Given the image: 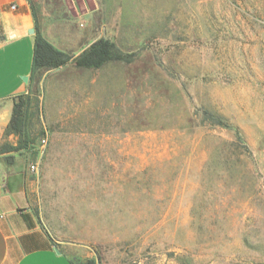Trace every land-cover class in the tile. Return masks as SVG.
<instances>
[{"label": "rangeland", "instance_id": "374dc122", "mask_svg": "<svg viewBox=\"0 0 264 264\" xmlns=\"http://www.w3.org/2000/svg\"><path fill=\"white\" fill-rule=\"evenodd\" d=\"M54 1L92 10L73 28L121 59L56 123L41 87L23 94L0 155L39 166L42 224L75 264H264V0Z\"/></svg>", "mask_w": 264, "mask_h": 264}, {"label": "crops", "instance_id": "0c3cea01", "mask_svg": "<svg viewBox=\"0 0 264 264\" xmlns=\"http://www.w3.org/2000/svg\"><path fill=\"white\" fill-rule=\"evenodd\" d=\"M91 14L92 10L84 11L79 5L71 9L55 1L47 5V0H0V149L13 139L7 134L18 96L41 87L45 116L56 123L61 117H55V111L65 108L62 104L55 108L54 103L67 101L68 95L75 98L85 75L90 88L91 73L106 66L86 69L69 63L40 76L33 73L38 33L58 50L75 56L95 42L107 40L106 31L91 23L82 30L73 28L77 21H90ZM8 155H0V264H75L67 247L72 244L56 239L37 214L35 172L18 160L5 162Z\"/></svg>", "mask_w": 264, "mask_h": 264}, {"label": "trees", "instance_id": "16d2710c", "mask_svg": "<svg viewBox=\"0 0 264 264\" xmlns=\"http://www.w3.org/2000/svg\"><path fill=\"white\" fill-rule=\"evenodd\" d=\"M121 56L115 54V45L109 40L101 39L80 55L75 56L55 48L52 44L46 41L39 33L36 37L34 57H33V73L43 75L46 72L59 69L69 63H74L79 68L99 69L110 61L120 60ZM16 99L13 117L8 130V133L23 136L27 124V114L24 104V96H18ZM206 117L214 126L228 127L220 118H216L209 113ZM21 148H13L10 150L16 151ZM0 152H5L0 150ZM7 152V151H6ZM87 264H94L93 262Z\"/></svg>", "mask_w": 264, "mask_h": 264}, {"label": "built area", "instance_id": "2783aa9c", "mask_svg": "<svg viewBox=\"0 0 264 264\" xmlns=\"http://www.w3.org/2000/svg\"><path fill=\"white\" fill-rule=\"evenodd\" d=\"M43 143H44V144H47L46 139L43 140ZM31 170H32L33 172H38V171H39V166H38V165H33V166L31 167Z\"/></svg>", "mask_w": 264, "mask_h": 264}, {"label": "water", "instance_id": "95a60500", "mask_svg": "<svg viewBox=\"0 0 264 264\" xmlns=\"http://www.w3.org/2000/svg\"><path fill=\"white\" fill-rule=\"evenodd\" d=\"M31 32L34 33V30H32ZM23 80H24L25 82H28L29 79H28V77H23ZM56 252H57V253H60V252L58 251V249L56 250Z\"/></svg>", "mask_w": 264, "mask_h": 264}]
</instances>
